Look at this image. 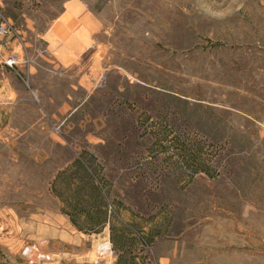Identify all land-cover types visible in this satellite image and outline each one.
Returning <instances> with one entry per match:
<instances>
[{
  "label": "rangeland",
  "instance_id": "obj_1",
  "mask_svg": "<svg viewBox=\"0 0 264 264\" xmlns=\"http://www.w3.org/2000/svg\"><path fill=\"white\" fill-rule=\"evenodd\" d=\"M3 2L0 264H264V0Z\"/></svg>",
  "mask_w": 264,
  "mask_h": 264
},
{
  "label": "crops",
  "instance_id": "obj_2",
  "mask_svg": "<svg viewBox=\"0 0 264 264\" xmlns=\"http://www.w3.org/2000/svg\"><path fill=\"white\" fill-rule=\"evenodd\" d=\"M4 4L3 0H0V5ZM76 3L70 2L65 6L63 14L53 21L46 32H37L34 28L30 27L32 24L29 19L22 14L23 18L22 25L20 28L14 27V33L10 36L3 47L4 53L15 54L18 58L16 66L13 68H9L5 65L6 71L8 74L18 75L21 70L25 68L27 63L33 62L32 58L26 54L28 49H31L33 45L36 44L39 40H45L48 42V48L46 47V52H51L53 54V58L59 65L61 64V49H63L62 40L66 38H70L73 34L70 33V29H72L75 24L72 20L73 16L76 15ZM36 31V33L34 32ZM47 38V39H46ZM77 45L78 37L73 36V39ZM75 49L72 51L74 54ZM75 57H69L68 60ZM1 64V63H0ZM32 69L31 65L29 67Z\"/></svg>",
  "mask_w": 264,
  "mask_h": 264
},
{
  "label": "built area",
  "instance_id": "obj_3",
  "mask_svg": "<svg viewBox=\"0 0 264 264\" xmlns=\"http://www.w3.org/2000/svg\"><path fill=\"white\" fill-rule=\"evenodd\" d=\"M14 33V26L9 20H0V63L13 68L16 66L18 58L15 54L4 53L3 47L6 40Z\"/></svg>",
  "mask_w": 264,
  "mask_h": 264
}]
</instances>
